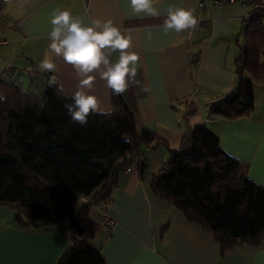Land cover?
I'll return each mask as SVG.
<instances>
[{
    "label": "crops",
    "instance_id": "obj_1",
    "mask_svg": "<svg viewBox=\"0 0 264 264\" xmlns=\"http://www.w3.org/2000/svg\"><path fill=\"white\" fill-rule=\"evenodd\" d=\"M158 17L132 14L130 0H0V73L11 65L20 74V90L29 92L28 73L40 81L55 75L63 92L70 95L78 80L73 67L50 52V23L55 9L68 10L84 26L91 20L111 19L139 55L136 80L120 95L133 115L137 133L154 132L167 147L176 150L187 127L201 125L219 139L227 155L246 167L247 177L264 189V83L252 81L254 109L250 116L212 118L205 122L208 105L216 104L234 88L235 60L243 43L248 8L237 3L211 0H154ZM169 6L194 10L198 28L189 34L165 32L162 25ZM264 27V26H263ZM47 57L55 72H41ZM119 52L112 53L115 63ZM248 79H251L247 76ZM147 87V92L142 91ZM197 89V92H195ZM106 82L97 78L91 94L101 109L111 111ZM134 163L116 178L108 202L89 211L98 226L91 242L105 264H264V241L220 254L215 240L189 222L173 205L150 189L151 177L167 159L160 147L143 149ZM88 198L81 199L84 204ZM104 213L113 221L107 227ZM69 244L65 233L54 227L23 228L14 211L0 205V264H56Z\"/></svg>",
    "mask_w": 264,
    "mask_h": 264
},
{
    "label": "trees",
    "instance_id": "obj_2",
    "mask_svg": "<svg viewBox=\"0 0 264 264\" xmlns=\"http://www.w3.org/2000/svg\"><path fill=\"white\" fill-rule=\"evenodd\" d=\"M242 32L235 60V86L210 106L212 118L250 116L252 79L264 83V12L253 14ZM247 76L251 79H248ZM39 93L0 83V205L10 207L23 228L54 227L69 244L56 264H105L92 247L98 226L91 208L110 198L120 172L143 149L160 147L167 159L151 177L150 189L219 245L220 254L264 241V189L246 167L227 155L204 126L187 127L176 150L154 132L137 133L120 95L110 92L111 115L92 114L81 126L64 105L70 95L48 85ZM83 198L88 201L77 210Z\"/></svg>",
    "mask_w": 264,
    "mask_h": 264
},
{
    "label": "clouds",
    "instance_id": "obj_3",
    "mask_svg": "<svg viewBox=\"0 0 264 264\" xmlns=\"http://www.w3.org/2000/svg\"><path fill=\"white\" fill-rule=\"evenodd\" d=\"M10 3L11 0H4ZM132 14L136 16L158 17L159 9L154 0H130ZM52 25L48 48L56 57H62L64 62L71 65L76 72L78 84L76 90L69 97L73 102L66 103L67 110L73 122L81 126L88 123L92 114L111 115L101 109L98 99L91 94L97 75L106 82L114 95H123L130 83L139 86L137 81V67L139 55L132 48V37L125 35L115 26L111 19L91 20L90 26H84L79 17H73L68 10L55 9L50 21ZM199 25L194 10L169 6L167 18L162 25L165 32L175 31L177 34L194 32ZM119 52L118 60H110L112 53ZM41 72H55L56 64L47 57L38 64ZM50 87L60 85L55 75L48 80ZM147 92L149 89H141ZM4 97H0L3 100Z\"/></svg>",
    "mask_w": 264,
    "mask_h": 264
},
{
    "label": "built area",
    "instance_id": "obj_4",
    "mask_svg": "<svg viewBox=\"0 0 264 264\" xmlns=\"http://www.w3.org/2000/svg\"><path fill=\"white\" fill-rule=\"evenodd\" d=\"M211 2L214 5H219L221 2H227V3H237L241 6L247 7L248 12L244 17V24L248 25L252 21V16L255 13L258 12H264V0H211ZM5 40L0 38V47L5 44ZM28 81H29V87L30 90L34 93H39L41 89L43 88L45 81H40L36 74L28 73L26 74ZM20 74L19 72L12 67L11 65H7L0 73V83L7 85V86H13V87H21L20 83ZM195 92H197V89H195ZM0 97H4L0 94ZM212 104L208 105V108H210ZM211 119L209 118V110L207 118L205 119V122H210ZM139 159L138 155H136L133 158V162L131 165L125 168V172H130L136 168V165L134 164ZM104 221L107 227H111L113 225V221L104 213Z\"/></svg>",
    "mask_w": 264,
    "mask_h": 264
},
{
    "label": "rangeland",
    "instance_id": "obj_5",
    "mask_svg": "<svg viewBox=\"0 0 264 264\" xmlns=\"http://www.w3.org/2000/svg\"><path fill=\"white\" fill-rule=\"evenodd\" d=\"M264 26V23L262 24ZM83 203L81 201H79L76 205H75V209L77 210Z\"/></svg>",
    "mask_w": 264,
    "mask_h": 264
}]
</instances>
